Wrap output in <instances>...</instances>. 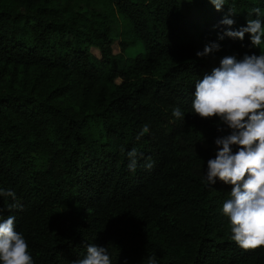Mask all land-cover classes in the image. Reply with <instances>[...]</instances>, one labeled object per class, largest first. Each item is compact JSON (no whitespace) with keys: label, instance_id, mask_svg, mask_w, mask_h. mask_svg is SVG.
<instances>
[{"label":"trees","instance_id":"16d2710c","mask_svg":"<svg viewBox=\"0 0 264 264\" xmlns=\"http://www.w3.org/2000/svg\"><path fill=\"white\" fill-rule=\"evenodd\" d=\"M193 7L197 23L180 0H0V189L16 197L0 196V222L15 217L33 264H73L90 244L111 264H264V246L231 238L232 186L207 182L230 130L193 108L222 58L264 54V38L219 39L225 17L264 20V0ZM194 36L219 51L198 57Z\"/></svg>","mask_w":264,"mask_h":264},{"label":"clouds","instance_id":"9594fccd","mask_svg":"<svg viewBox=\"0 0 264 264\" xmlns=\"http://www.w3.org/2000/svg\"><path fill=\"white\" fill-rule=\"evenodd\" d=\"M210 2L217 11L225 5V0ZM252 13L256 18L247 20V26L238 30H232L235 21L225 17L221 23L229 27L219 39L227 36L243 41L247 33L251 46L261 45L264 38L261 9L254 8ZM219 49L220 45L213 42L196 55L205 57ZM193 108L201 118L218 117L230 130V134L215 140L219 150L216 157L207 162L206 178L210 185L219 178L232 186L231 198L223 204V213L230 218L231 238L245 250L264 246V54H245L240 60L235 56L222 58L219 67L196 83ZM173 116L184 118L178 107L173 109ZM148 130L145 126L140 135ZM233 146H236L235 152ZM128 158L129 169L135 171V149L128 153ZM146 167L151 168L152 164ZM0 196L16 199L11 190L0 189ZM21 207L13 203L9 211ZM14 221L15 217L9 215L0 222V262L33 264L28 244L15 231ZM73 264H111V261L106 247L90 244L86 256ZM149 264H155V260L149 258Z\"/></svg>","mask_w":264,"mask_h":264},{"label":"rangeland","instance_id":"374dc122","mask_svg":"<svg viewBox=\"0 0 264 264\" xmlns=\"http://www.w3.org/2000/svg\"><path fill=\"white\" fill-rule=\"evenodd\" d=\"M196 0H180L181 5H182V9H183V13L186 15V17H188L189 20L193 21V23H197L198 21V14L196 9L193 7V4ZM192 42L194 44V46L200 50L201 52L204 49V45H203V41L200 40V38L194 36V38L192 39ZM139 48L138 45H134V51H136ZM113 50L115 52H119L120 48L117 44H113ZM98 53V52H97ZM128 53H131V50H128ZM210 54L205 56L207 58H210ZM131 58V57H128ZM217 60V59H216ZM215 60V61H216Z\"/></svg>","mask_w":264,"mask_h":264}]
</instances>
